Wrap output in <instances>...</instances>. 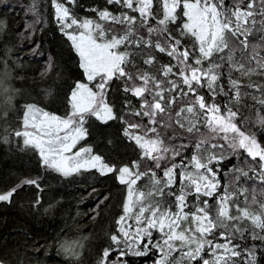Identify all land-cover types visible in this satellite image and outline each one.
Masks as SVG:
<instances>
[{
    "label": "snow or ice",
    "instance_id": "obj_1",
    "mask_svg": "<svg viewBox=\"0 0 264 264\" xmlns=\"http://www.w3.org/2000/svg\"><path fill=\"white\" fill-rule=\"evenodd\" d=\"M77 3L51 0L55 22L86 79L77 81L66 97L65 114L36 103L16 100L14 105L18 89L7 86L3 75L0 95L19 112L13 135L38 155L45 170L65 178L95 170L101 176L115 174L125 186L122 212L97 264H129L126 257L148 256L153 250L158 257L153 264H237L238 259L258 264L256 245L250 242H264V202L258 209L247 199L242 205L239 196L248 189L222 187L217 165L229 157L242 163L250 158L254 163L247 170L233 165L230 185L242 178L264 184V116L256 121L258 135L244 115L245 97L264 109V85H245L241 79L264 76V46L249 42L257 23L264 30V0H104L90 9L94 17H80ZM36 7L32 0L29 12L36 18L27 27L33 30L40 23ZM4 27L0 21V31ZM140 54L148 66L161 56L168 60L155 75L134 63ZM52 67L49 57L42 75ZM114 81L138 101L139 110H132L131 99L125 106L127 115L140 119L114 111L108 102ZM251 87L261 93L259 99L243 91ZM218 97L228 99L221 103ZM182 98L185 103L173 111ZM90 117L105 124L119 120L123 136L139 150L137 158L116 164L90 146L77 147L88 136ZM173 124L190 134L187 143H166L176 137L175 130L166 138L158 129ZM184 150H189L187 157ZM144 178L147 183L141 185ZM24 185L40 187L36 179L25 178L0 192V202L11 203ZM108 199L105 195L97 207ZM256 203L253 196L251 204ZM244 240L249 243L242 246ZM60 247L69 258L79 259L81 244Z\"/></svg>",
    "mask_w": 264,
    "mask_h": 264
},
{
    "label": "trees",
    "instance_id": "obj_2",
    "mask_svg": "<svg viewBox=\"0 0 264 264\" xmlns=\"http://www.w3.org/2000/svg\"><path fill=\"white\" fill-rule=\"evenodd\" d=\"M35 3L40 23L33 30L27 27L36 18L35 13L29 12L32 0H0V21L5 23L4 29L0 31V75L5 78L7 86L18 89L14 105L16 100L21 105L36 103L45 110L64 115L67 111L66 97L77 81L86 82V79L70 42L55 22L51 0H35ZM103 3L104 0H78L75 11L80 17H94L90 9L100 7ZM249 42L264 46V30H261L259 23L253 28ZM261 55H264V48L261 49ZM49 57L53 67L47 75H42ZM143 58V54H140L134 63L155 75H159L160 65L168 60L161 56L158 63L148 66L142 64ZM19 76L23 79H18ZM241 79L245 85H264V76L261 75ZM243 91L257 99L261 96L255 87ZM129 99L132 110H139L136 107L138 101L123 92L121 82L114 81L109 90L108 102L117 115L138 120L140 118L127 115L129 108L125 102ZM218 99L223 103L228 98ZM245 99L244 115L251 121V130L259 135L261 128L256 121L258 117L264 116V109L251 98ZM4 100L5 96L0 95V192L17 186L25 178L36 179L40 187L24 185L18 189L11 203L0 202V261L3 264H97L103 248L110 243L108 234L115 229L114 221L122 212L125 186L119 184L115 174L101 176L95 170L83 171L67 178L45 170L39 163L38 155L25 148L22 140L13 135L19 123L16 119L19 112L15 107L9 108ZM184 103L182 98L173 106V111ZM143 119L146 121L147 117ZM85 127L88 136L81 141V145L92 147L94 153L116 164L137 158L139 150L123 136L119 120L105 124L90 117ZM173 129L177 135L173 139H166V143L180 145L188 142L190 134L175 124L171 129L161 127L158 130L167 138ZM182 154L187 157L189 150H184ZM179 159L176 158L177 162ZM252 163L250 158L245 157L242 163L240 158L229 157L217 167L221 168V186L227 187L229 191L247 188L248 191L239 196L241 204L247 199L250 207L258 209L259 203L264 202V184L259 180L253 182L242 178L239 183L230 185L233 165L247 170ZM145 166L142 162V170ZM252 175L250 172L249 176ZM139 183L146 184L147 178ZM105 195L109 199L97 207ZM253 196L256 204H251ZM73 242L82 245L77 248L81 253L78 260L69 258L60 247L61 244ZM248 243V240L241 241L242 246ZM250 244L256 245L258 264H264V242L251 241ZM244 256L246 254L242 253ZM157 258L153 250L148 256H129L125 259L129 264H153ZM237 264H243V260L238 259Z\"/></svg>",
    "mask_w": 264,
    "mask_h": 264
},
{
    "label": "rangeland",
    "instance_id": "obj_3",
    "mask_svg": "<svg viewBox=\"0 0 264 264\" xmlns=\"http://www.w3.org/2000/svg\"><path fill=\"white\" fill-rule=\"evenodd\" d=\"M80 146H83V145H81V142H80V144L77 147H80Z\"/></svg>",
    "mask_w": 264,
    "mask_h": 264
}]
</instances>
